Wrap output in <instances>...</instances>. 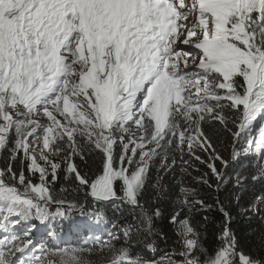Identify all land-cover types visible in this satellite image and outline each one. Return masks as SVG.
Masks as SVG:
<instances>
[{"label": "snow or ice", "instance_id": "1", "mask_svg": "<svg viewBox=\"0 0 264 264\" xmlns=\"http://www.w3.org/2000/svg\"><path fill=\"white\" fill-rule=\"evenodd\" d=\"M261 120L264 0H0V264H264Z\"/></svg>", "mask_w": 264, "mask_h": 264}, {"label": "trees", "instance_id": "2", "mask_svg": "<svg viewBox=\"0 0 264 264\" xmlns=\"http://www.w3.org/2000/svg\"><path fill=\"white\" fill-rule=\"evenodd\" d=\"M244 161H241V164H243ZM194 166H198L197 162L193 161ZM237 169L240 168V165L236 166ZM203 170V168L201 169ZM230 174L232 170H229ZM189 172L191 175L187 174H181L180 168L177 167L176 172L174 174H169L165 176L164 178V184L168 185L171 189V194L167 200H165L162 205L161 209L164 213V218L160 221H158V226L162 228L163 230L167 231L170 236H172L173 239H176L174 236L175 229L170 226L169 224V218L171 214L174 212L180 211V201L176 198L179 195V180H183V183L187 187L197 188L200 190L201 194L204 195L205 198L208 199V202L211 203L213 199L215 198L216 193L215 192H209L206 188H204L202 185L197 184L192 177L196 176L198 173L195 172L192 168L189 169ZM63 183V181H61ZM59 187V185H57ZM257 188L259 185L256 186ZM232 191L231 195L233 196V204H235L234 196L239 195L240 192L235 186H231ZM251 191H255V189H251L248 193H245V200H242V203L247 206L246 202L248 200L253 199L251 195ZM224 198L223 191L221 192V199ZM236 209L233 208V216L235 217L233 221V229L237 232V234L240 236L242 243L250 250L253 251V254H256V236L255 231L257 229L258 221H259V214L258 213H249L247 216L240 217L236 216ZM204 215H206L203 212L196 213L192 217V223L193 225L200 229L201 231L206 232V235L208 237V243L211 246L214 243L215 240V234L217 232V225L221 221V216L219 213L211 212L207 213L209 216V221L205 223L204 221ZM249 217H252V219H249ZM21 228L24 227V225L20 226ZM171 245V241L169 242ZM133 250L136 252H139L143 254L145 251L144 246L142 244H137L135 241L132 242ZM161 247L163 248L164 245L161 244Z\"/></svg>", "mask_w": 264, "mask_h": 264}, {"label": "bare ground", "instance_id": "3", "mask_svg": "<svg viewBox=\"0 0 264 264\" xmlns=\"http://www.w3.org/2000/svg\"><path fill=\"white\" fill-rule=\"evenodd\" d=\"M185 47H187V46H185Z\"/></svg>", "mask_w": 264, "mask_h": 264}, {"label": "rangeland", "instance_id": "4", "mask_svg": "<svg viewBox=\"0 0 264 264\" xmlns=\"http://www.w3.org/2000/svg\"><path fill=\"white\" fill-rule=\"evenodd\" d=\"M259 125V124H258ZM260 126V125H259Z\"/></svg>", "mask_w": 264, "mask_h": 264}]
</instances>
